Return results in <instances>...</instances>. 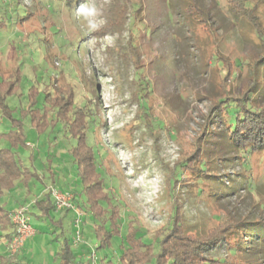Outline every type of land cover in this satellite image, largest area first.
Instances as JSON below:
<instances>
[{
    "label": "rangeland",
    "instance_id": "obj_1",
    "mask_svg": "<svg viewBox=\"0 0 264 264\" xmlns=\"http://www.w3.org/2000/svg\"><path fill=\"white\" fill-rule=\"evenodd\" d=\"M116 1L115 5L114 0H87L97 9L95 19L103 21L89 31L77 14L86 0H0V74L8 76L16 68L23 74L20 95L8 99V105L22 112L30 88L42 90L50 81L70 84L76 102L91 114L88 143L105 178L106 191L122 215L120 234L112 233L110 245L102 248L105 236L98 238L94 227L99 220L76 204L85 219L82 239L75 244L74 211L55 207L52 216L44 220L35 210L39 196L29 197L22 187V206L29 209L34 233L24 244L23 259L14 258L18 263L61 264L57 255L60 240L71 238L75 264H92L93 251L99 264H104V257L119 264L128 223L134 217L140 219L138 237L145 243L151 241L154 230L168 224L173 210L166 189L168 169L195 150L206 126L207 130L213 128L208 120L217 97L226 90L242 93L253 87L254 79L264 78V69L256 67L264 47L246 17L257 16L264 36V0H247L249 10L255 6V12L247 15L238 8L237 4L244 2L240 0L235 8L232 0ZM123 7L124 14L116 16L117 20L128 16L122 30L105 31L106 16L117 8L121 12ZM138 94L145 98L140 101ZM41 96L38 110L46 107ZM256 98L264 105V86ZM62 125L56 120L55 126L40 131L27 124V142L32 147L21 155L26 166L46 175V185L52 183L51 170L63 194L64 189L82 186L76 181L77 168L69 152L76 141L64 133ZM221 169V174H230L237 181L240 175L251 186L244 184L238 192L219 200L209 192L183 190L181 212L187 234L203 238L227 222L264 218V154L249 157L246 165L226 163ZM44 190L42 182L34 181L31 196ZM9 197L1 200L8 201L11 213L22 208H16ZM56 212L71 213L72 222ZM60 217L64 224L57 227L53 220ZM104 229L110 231V223L104 224ZM225 255L224 250L219 254ZM230 261L264 264V250L258 256L237 255Z\"/></svg>",
    "mask_w": 264,
    "mask_h": 264
},
{
    "label": "trees",
    "instance_id": "obj_2",
    "mask_svg": "<svg viewBox=\"0 0 264 264\" xmlns=\"http://www.w3.org/2000/svg\"><path fill=\"white\" fill-rule=\"evenodd\" d=\"M232 1L233 7L238 5L245 15L250 11L255 12V6L249 10L247 0H240L244 2L237 5L238 0ZM116 3L114 0L115 5ZM125 10L123 7L121 12H118V8L116 12L111 11L106 16L109 23L106 29H103L108 32L121 31V24L128 16H122L118 20L116 16L123 15ZM246 17H250L264 47V36L260 32L261 26L257 16L252 17L249 14ZM111 19L113 20L110 21ZM256 67L264 69V53L256 62ZM231 72L232 69H229L228 75ZM138 80L141 89L143 82L141 78ZM22 82L23 74L20 68L14 69L8 76L0 74V238L3 236L8 239L9 247L16 234V227L11 219L12 213L1 199L19 185L29 195L33 182L41 180L36 170L24 164L21 155L23 150L28 149L25 126L30 124L43 131L49 126H55L56 120H60L64 133L76 141L69 152L77 168V181L83 186L82 193L85 196L78 205L99 220V223L94 225L96 236H105L99 247L109 246L112 233L120 234L119 222L122 215L119 207L114 205L110 192L106 191L105 178L101 177L94 149L88 143L90 127L87 119L91 114L76 102L70 84H52V81L44 85L42 90L30 88L26 109L17 113L8 105V99L20 95ZM263 86L264 78L254 79L253 87H248L242 93L226 90L224 95L217 97L214 112L208 120L213 124V128L207 130L206 126L203 134L197 139L195 150L176 163L173 169H168L166 189L174 204L168 224L155 229L148 244L138 237L140 219H130L127 240L124 242L119 264H234L230 259L237 255L250 258L263 253L264 218L248 222H227L213 229L207 236L198 238L184 230L181 212L183 190L200 194L209 192L210 196L219 200L223 196L238 192L244 188V184L251 186L248 180H241L242 176L237 175L240 178L237 181L230 174H221L219 170H222L221 167L226 163L238 162L240 165H246L249 157L264 154V105L258 104L256 98ZM41 95H44L46 107L38 110L36 105L41 101ZM136 96L140 101L145 98L142 94ZM50 173L52 181L56 182L51 170ZM50 195V192H46L35 202V210L43 217H50L55 209ZM107 223H110L111 230L107 232L104 229L103 232V225ZM223 250L226 255L222 258L219 254ZM18 254H10L8 257L0 255V264H22L14 259ZM57 255L61 264H75V254L67 239L61 243ZM102 262L117 264L106 257Z\"/></svg>",
    "mask_w": 264,
    "mask_h": 264
},
{
    "label": "built area",
    "instance_id": "obj_3",
    "mask_svg": "<svg viewBox=\"0 0 264 264\" xmlns=\"http://www.w3.org/2000/svg\"><path fill=\"white\" fill-rule=\"evenodd\" d=\"M50 196L55 201V207L59 210L68 209L73 210L75 213V218L73 226L76 232L75 244H79L82 239V224L84 219V212L78 209L75 203V196L71 193H63L58 189L57 186H51L49 189ZM34 203V202H33ZM30 212L27 207L19 208L17 211L11 214V219L16 227V234L13 237L9 245V253L15 255L19 253L28 240L29 236L34 233L30 225ZM90 260L92 264H99L97 260L96 253L93 251L90 255Z\"/></svg>",
    "mask_w": 264,
    "mask_h": 264
},
{
    "label": "crops",
    "instance_id": "obj_4",
    "mask_svg": "<svg viewBox=\"0 0 264 264\" xmlns=\"http://www.w3.org/2000/svg\"><path fill=\"white\" fill-rule=\"evenodd\" d=\"M32 147V145L31 144H29L28 143V148H31ZM44 167H45V165H44ZM34 170H36L37 172H38V170L37 169H35L34 168ZM38 174H39V176H40V178H41V180H40V182H42V184L45 186V190L43 191V192H41V193H38V195H32L31 196V193L29 194V197H35V196H41V195H43L44 193H46V192H49V188L51 187V186H57V182H60V181H57V182H53L52 181V183L50 184V185H46V183H45V179L47 178L46 177V175H41L39 172H38ZM77 181V180H76ZM78 183H79V181H77ZM80 184V183H79ZM81 185V184H80ZM71 186V185H70ZM82 186V185H81ZM80 187V186H79ZM22 189V186H20V188H19V190H18V187L16 188V189H14V190H12L11 192H9L7 195H10V199H12V201L16 204V208L18 207V206H22V204H24V201H25V196H21V190ZM82 190H83V186L82 187H80V189L79 190H77L76 188L74 189V190H68V189H64L63 191L65 192V193H68V192H70L71 194H73L74 196H75V202H76V204H78L80 201H83L84 199H85V196H84V194L82 193ZM36 198H38V197H36ZM28 200H30V199H28ZM4 204H6V206L8 207V201H6ZM15 208V209H16ZM8 209V208H7ZM56 214L58 215V214H60V212H56ZM39 215H41V214H39ZM60 215H65V217L66 218H70L71 219V222H72V218H71V213H69V212H63V214H60ZM74 215V214H73ZM52 216V215H51ZM50 216V217H51ZM89 216V215H88ZM41 218H44V220H46V217H43V216H40ZM74 217V216H73ZM86 217H87V214H86ZM49 218V217H48ZM84 219H85V216H84ZM60 220V223H58V221ZM83 223H84V221H83ZM53 224L55 225V226H57V227H61L62 226V224H64V221L61 219V217L60 218H54V220H53ZM37 233H39V231H37ZM64 239H66V238H64ZM64 239H62V240H60V242H63L64 241ZM7 240L8 239H6L5 237H1L0 238V249H1V252L2 253H0V255H2V256H6V257H8V256H10V253H9V247L7 246ZM69 242H72V239L71 238H69V239H67ZM26 242H29V240H27ZM61 246V245H60ZM25 248V245L23 246V248L19 251V254H18V259L21 257V259H23L22 258V254L24 253V249ZM60 248V247H59ZM59 252V251H58ZM58 254V253H57Z\"/></svg>",
    "mask_w": 264,
    "mask_h": 264
},
{
    "label": "clouds",
    "instance_id": "obj_5",
    "mask_svg": "<svg viewBox=\"0 0 264 264\" xmlns=\"http://www.w3.org/2000/svg\"><path fill=\"white\" fill-rule=\"evenodd\" d=\"M77 14L86 22L89 31L96 30L103 23L102 20L97 21L95 19L98 15L97 9L94 5L89 4L87 0L77 9Z\"/></svg>",
    "mask_w": 264,
    "mask_h": 264
}]
</instances>
